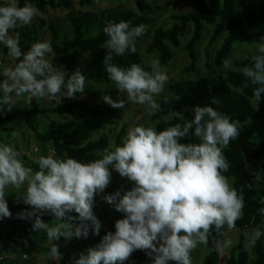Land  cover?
Masks as SVG:
<instances>
[{
    "label": "clouds",
    "instance_id": "clouds-1",
    "mask_svg": "<svg viewBox=\"0 0 264 264\" xmlns=\"http://www.w3.org/2000/svg\"><path fill=\"white\" fill-rule=\"evenodd\" d=\"M36 12L32 4L20 7L15 0L0 6V44L5 45L10 57L19 60L14 68L0 66V76L4 77L0 80V105H10L13 93L26 95L30 102L33 97L60 99L84 91V74L77 70L66 79L65 72H58L46 58L53 51L50 42H36L23 53L19 33L15 37L9 35L18 23H31ZM144 31V25L106 22L103 32L108 37L104 45L108 51L103 63L108 78L127 102L146 105L154 112L160 108L154 96L163 91L168 80L160 61L151 62V71L139 64L124 68L112 62L113 54L134 53L135 40ZM255 50L251 65L240 70L247 78L245 87L247 81L258 85L253 89V103L261 102L264 94V37L256 42ZM224 63L227 67L230 61ZM103 99L113 108L125 107L123 100L115 102L109 95ZM218 103V99H212V104ZM192 114L194 118L189 121L182 113H173L184 120L183 125L177 123L159 132L152 127L135 126L128 131L122 146L114 151L105 149L102 158L89 163L67 154L65 158L40 156L36 161L38 171L24 165L14 145L0 143V220L12 215L5 189L26 185L23 202L32 210L19 213L18 218L36 217L34 231L45 232L50 241L61 237L86 238L89 230L99 235L102 225L93 214V199L109 185L111 167L135 185L123 194L117 191L104 197L124 218L116 221L114 232L104 235L95 248L89 249L87 255L81 254L74 264H123L136 250L151 256L152 264H192L191 251L198 244H208L213 227L217 232L225 225L234 229L245 206L243 195L230 187L222 174L229 169L223 149L239 135V121L212 106L197 105ZM189 134L200 142L180 143ZM261 203L264 204V198ZM259 211L264 215V207ZM45 212L56 217L55 226L37 216ZM72 212L78 216H70ZM77 219L79 224L72 223ZM261 236L264 231L255 230L253 238L258 240ZM230 245L231 241L226 240L217 242L216 248L223 251ZM50 253L59 257L54 243Z\"/></svg>",
    "mask_w": 264,
    "mask_h": 264
},
{
    "label": "trees",
    "instance_id": "trees-1",
    "mask_svg": "<svg viewBox=\"0 0 264 264\" xmlns=\"http://www.w3.org/2000/svg\"><path fill=\"white\" fill-rule=\"evenodd\" d=\"M113 1V0H112ZM20 7L32 4L38 11L50 9H70L69 0H15ZM185 2L190 10L184 14L171 16L172 23L168 28H156L147 45L146 54L156 55L153 60H159L165 69L174 59L173 49L181 48L188 57L189 63L184 65L182 74L198 76L199 55L197 46L202 40L206 27L212 28L205 55L207 64L212 62L217 70L225 67V60L232 57L236 44H256L264 37V0H176ZM134 10L106 9L98 12L78 11L71 12L67 16L68 28L60 29L59 25L49 21L47 28L53 49V56L49 59L55 69L68 67V60L74 54H88L84 75L92 78L97 83H108L109 78L103 63L108 49L104 46L108 39L103 32L106 22L121 21L130 22L131 26L144 25L142 36L136 38L135 44L148 36L150 17L156 15L161 8L148 0H133ZM9 3L0 0V6H8ZM81 7L92 5L91 0H79ZM20 36V48L23 53L30 51L31 46L37 42L38 30L32 26L30 29H16ZM16 33V34H17ZM186 37L184 43L181 40ZM221 40L219 46L211 50L216 42ZM4 54H8L6 47L0 46ZM256 53H248L245 57H239L231 62L232 69L227 70V77L221 75L211 78H197L196 80L182 79L170 82L167 85L172 96L159 104L160 108L152 115L155 121L154 129L159 132L177 123L183 125L184 120L173 116L180 112L189 121L194 116L192 110L195 106H212L218 112L226 114L234 121H239V135L231 140L223 154L229 164L227 172L222 174L227 177L239 194L244 197L243 214L235 222V228L229 230L225 225L219 232L214 227L207 244L208 251L203 256L201 264H219L220 251L216 243L224 233L239 231L236 244L228 251L223 264H264V236L254 240L251 250L246 249V240L250 230L260 229L264 231V215L259 209L264 207L261 203L264 198V188L259 186L264 178V94L261 102H252L253 89L258 85H252L240 71L245 66L251 65V57ZM21 57L20 59H22ZM14 60L15 65L19 60ZM152 60V61H153ZM151 61V62H152ZM114 64L128 68L132 64H139L145 70L151 71V62L143 65L141 54L136 50L126 52L123 56L113 54ZM72 74L66 76V79ZM241 89V91H238ZM63 91V90H62ZM109 90L84 88L83 92L76 93V100L58 104L53 109L32 108L30 110L11 107L6 109L0 105V141H8L15 146V134L11 126L19 121L30 128L34 141L41 151H52L56 158H74L82 163H89L102 158L105 149L114 151L115 147L122 146L126 137L127 126L123 125L112 139L110 131H103L106 126L114 124L120 108L111 106L103 107L95 105L91 113L79 120L49 121L40 127L36 117H45L49 114L59 118L67 114L85 112L89 109L88 102L83 96L94 99H103V96H111ZM219 100L218 104H212V99ZM98 132V136H95ZM199 139L189 134L180 140V143H199ZM34 171L39 170L35 163L29 165ZM113 168L110 167L109 171ZM122 194L130 191L134 182L123 180ZM16 219L18 214H16ZM124 218V217H123ZM122 218V219H123ZM115 223L110 232L115 231ZM19 237L23 244L27 241L24 225L19 226ZM146 252L139 250L142 256ZM175 264V262H170Z\"/></svg>",
    "mask_w": 264,
    "mask_h": 264
},
{
    "label": "rangeland",
    "instance_id": "rangeland-1",
    "mask_svg": "<svg viewBox=\"0 0 264 264\" xmlns=\"http://www.w3.org/2000/svg\"><path fill=\"white\" fill-rule=\"evenodd\" d=\"M6 3H10L11 0H3ZM149 2L154 3L156 6H159L161 10L154 16L150 17V28L148 30V36L143 38L140 42L135 44L136 50L141 54L143 59V65L151 62L156 55L146 54L147 45L150 43V38L152 32L158 28H168L173 22L171 16L174 14H184L187 13L190 8L185 2H176V0H148ZM70 9L58 8V9H50L46 8L43 12L37 10L35 16L33 17L31 23L29 24H20L18 23L15 28L9 30V35L15 37L16 29L26 28L30 29L32 26L36 27L38 30L37 42L47 41L50 42L51 36L49 30L47 28V23L49 21L54 22L59 25L60 29H67L68 22L67 16L71 12L78 11H92L98 12L106 9H129L134 10L133 0H91L92 5L89 7H81L79 5V0H69ZM212 34V28L206 27L205 32L203 33L202 40L197 46V52L199 55V70L200 73L198 76L193 75H185L181 73L184 65L189 63L188 57L181 48L173 49L174 59L170 63L168 67L165 68L166 75L168 76V80L164 85L163 91L154 96L155 101L158 104L163 103L165 100L169 99L172 94L167 88V85L170 82L180 81L182 79L187 80H196L197 78H211L214 76L221 75L224 78L227 77V70L232 69L231 62L239 57H245L248 53H256L255 44H236L232 57L229 59L230 63L227 67H224L222 70H217L212 62H208L206 60L205 55V47L207 45L208 39ZM186 37L181 40V43H184ZM221 40H218L211 50V56H213V50L217 46H219ZM0 46L5 47V45L0 44ZM53 53L47 54L46 58H51ZM90 60L88 54L78 53L74 54L68 60L69 66L56 69L58 72H65L66 76L69 74H74L77 70H79L82 74H84V69L87 62ZM0 66L13 67L15 66L14 60L8 54H4L0 49ZM2 70V68H0ZM86 77V76H85ZM4 77L0 76V80H3ZM84 88H93V89H102L109 90L113 94L110 96L113 101L120 102L121 100L125 101V107L120 108L117 114L116 119L114 120V124L111 126H106L103 131H110V136L113 139L116 133L120 130V128L125 125L127 126L126 135L128 131L135 126H146L154 128L155 121L152 120V115L154 112H150L146 105L136 104L133 102H127L126 96L119 92V90L115 87L114 83L109 80L108 83H97L92 78L86 77ZM12 95V101L10 105L5 104L4 107L6 109L11 107H18L20 109L30 110L32 108H46L53 109L58 104L70 102L76 100L74 97H61L60 99H50V98H39L33 97L29 102L25 96H16L15 93ZM59 95V94H58ZM89 104V109L82 113L76 114H67L62 118H59L55 115L49 114L45 117L37 116L36 119L42 127L46 125L49 121H65V120H79L81 118L87 117L92 108L95 105H101L103 107L110 106L107 104L104 99H94L88 96H83ZM14 134H15V143L18 146L19 159L22 160L26 167H29L31 163L37 164V158L40 156H49L52 155L50 151H41L37 144L34 141L33 133L29 127H27L24 122L19 121L11 126ZM101 132H98L95 136H98ZM0 143L9 144L8 141H0ZM37 148V151H33ZM54 156V155H52ZM55 157V156H54ZM56 158V157H55ZM111 179L109 185L104 189L103 192H98L94 195L92 211L95 217L101 222V230L99 235H93L91 230H89V234L86 238H65L61 237L57 241H50L47 238V235L43 231H34L32 227V234L30 235L31 240L33 236L36 234L45 235V241L42 242L43 245H34L31 244V258L29 264H32V258H35L36 254L38 257H42V260L38 262V264H74L75 260L79 259L81 254L87 255L89 249L95 248L101 241L104 235L112 229V224L124 217V214L121 212H117L112 205H109L104 197L107 195L114 194L115 192L121 189L122 181L129 180L126 177H121L120 174L112 169L111 171ZM130 181V180H129ZM229 185L231 186V182L229 181ZM260 187L264 188V178L259 183ZM26 185L22 186L20 189H16L12 186H9L5 189V198L8 204L9 211L11 212V216L13 221L20 224V222L16 219V214L31 211L32 206L26 205L23 202L22 195L25 194ZM70 216L77 217L78 214L75 212L69 213ZM43 222L48 223L52 226L56 224V217L48 213L47 217L43 220ZM65 222V221H61ZM14 223V222H13ZM74 224H79L80 221L74 220L72 221ZM89 225L90 221L86 222ZM254 230H250L247 240H246V249L248 251L251 250V247L254 243ZM239 231H231L224 233L223 236L218 240V242L223 243L226 240L231 241V245L225 247L223 251H220V263L223 264L228 251L236 244L238 239ZM55 244L58 248L59 257L53 256L50 253V249L52 244ZM24 246V244H23ZM208 246L207 244H198L195 249H193L190 253L192 264H201L203 256L207 253ZM35 252V253H34ZM154 255V254H153ZM120 264V262H117ZM123 264H152V257L147 253L144 255L139 254V250L134 251L130 257L123 262Z\"/></svg>",
    "mask_w": 264,
    "mask_h": 264
},
{
    "label": "crops",
    "instance_id": "crops-1",
    "mask_svg": "<svg viewBox=\"0 0 264 264\" xmlns=\"http://www.w3.org/2000/svg\"><path fill=\"white\" fill-rule=\"evenodd\" d=\"M19 226L20 224L13 221L12 216L0 220V257L4 258L0 264H13L14 260L20 257L23 249V240L19 237ZM45 239V235L35 234L32 243L42 246V242ZM35 256V258H32V264H38L41 260L43 262L42 257H38V254ZM29 262L26 264H29Z\"/></svg>",
    "mask_w": 264,
    "mask_h": 264
},
{
    "label": "built area",
    "instance_id": "built-area-1",
    "mask_svg": "<svg viewBox=\"0 0 264 264\" xmlns=\"http://www.w3.org/2000/svg\"><path fill=\"white\" fill-rule=\"evenodd\" d=\"M33 151L36 152L37 148L34 149ZM50 152L53 155V152L52 151H50ZM48 213L49 212H45L43 214L37 213V216H39L40 219L44 220L47 217ZM35 219H36V217H33L31 219H28V218L21 219L20 218L19 222H20V224L22 223L24 225L27 241L24 243L20 257L17 258L16 260H14L13 264H26L31 258L32 240L30 238V235L32 234V225L35 222ZM3 260H4V258L0 257V262H2Z\"/></svg>",
    "mask_w": 264,
    "mask_h": 264
}]
</instances>
